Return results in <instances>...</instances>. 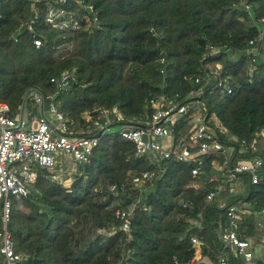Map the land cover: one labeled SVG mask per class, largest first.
I'll list each match as a JSON object with an SVG mask.
<instances>
[{
	"label": "trees",
	"instance_id": "trees-1",
	"mask_svg": "<svg viewBox=\"0 0 264 264\" xmlns=\"http://www.w3.org/2000/svg\"><path fill=\"white\" fill-rule=\"evenodd\" d=\"M87 2L94 5L97 22L82 20L79 30L58 31L44 22V0L36 16L29 0H0V101L14 116L25 91L33 87L53 96L72 129L86 124V114L113 107L131 122L143 123L150 114L146 99L161 90L164 80L170 93L183 95L193 87L191 79L212 44L225 51L214 60L231 75L233 88L229 94L214 90L202 95L209 115L226 130L220 139L227 146L233 144L231 137L253 141L264 128V37L258 39L264 0ZM31 17L34 32L17 31ZM33 34L42 40L39 47ZM64 75L63 88L51 81ZM33 105L29 99L28 117L36 111ZM209 124L219 132L213 121ZM189 128L187 120L177 123L172 143L188 138ZM258 153L264 158V147ZM234 154V160L249 156ZM212 159L221 157H205L201 173L194 176L188 163L167 159L152 165L134 156L130 140L117 132L102 134L90 163L79 167L69 187L51 181L49 170L39 168L30 193L12 199L7 228L14 249L27 256L22 264H185L194 256L191 237L196 236L203 245L201 255L216 264L227 216L218 200H205L207 191L223 180ZM144 171L155 176L141 190L131 178ZM258 173L254 185L240 175L242 192L232 201L264 208V161ZM114 183L124 185L117 196L107 192ZM135 201L126 232L115 211L128 210ZM200 211L201 228H196L192 221ZM255 223L253 214L245 215L239 235L250 236ZM228 264L245 263L229 254Z\"/></svg>",
	"mask_w": 264,
	"mask_h": 264
},
{
	"label": "built area",
	"instance_id": "built-area-1",
	"mask_svg": "<svg viewBox=\"0 0 264 264\" xmlns=\"http://www.w3.org/2000/svg\"><path fill=\"white\" fill-rule=\"evenodd\" d=\"M31 11L36 16L41 0H29ZM44 22L59 31H75L83 26L82 20L97 22L98 13L94 5L87 0H44ZM72 6L81 10L77 13ZM31 17L22 27L33 31ZM261 26L258 39L264 37V17L259 19ZM33 44L39 47L40 37L33 34ZM251 43L253 41H250ZM225 53L219 46L208 44L198 73L191 79L193 87L185 94L170 93L166 90V81L161 90L146 99L145 105L150 109L147 120L136 123L127 119L116 107L111 110H99L94 115L84 116L86 124L78 129H72L67 124L64 115L55 108L51 94H43L36 88H28L22 98L19 112L16 116L11 113L9 105L0 101V200L2 210L0 218L3 228L0 230V253L3 255L2 264H22L26 255L16 252L11 240L7 223L10 218L12 199H20L30 193L32 184L38 177V169L49 170L51 181L69 187L80 166L89 164L94 147L99 138L105 133L117 132L130 140L134 145V156L145 157L152 165H160L161 160H175L192 165L191 174L199 176L205 164V157L219 155L221 160H211L213 168L218 169L222 181L206 193V202L225 199L228 187L238 182L240 175L246 174L251 184L259 182V169L262 158L259 150L264 147V128L255 133L253 141L231 137L232 145H225L219 133L226 130L219 124L215 115H209L208 106L202 99L204 91L216 90L221 94L233 92L231 75L222 63L214 60ZM213 60V61H212ZM252 71V70H251ZM251 73V72H250ZM249 73V74H250ZM67 76L60 80L52 78L59 88H63ZM31 99L39 109V115L25 117L27 101ZM46 100L50 104L46 107ZM187 120L190 124L188 138L182 139L177 145L172 143L173 132L177 123ZM213 121L219 132L214 130L209 122ZM117 127V129L115 128ZM234 150L238 153H248L249 156L235 159ZM155 176L153 171H144L131 178V184L141 190L145 183H151ZM124 188L121 184H111L107 192L117 196ZM238 192V191H237ZM133 202V207L134 204ZM183 207L188 201L180 199ZM242 200L230 201L225 204L227 224L220 232L222 243L217 255V264H228L226 250H233L241 256L245 264H264V237L260 240L259 259L255 256L252 237H241L239 231L245 215L264 214V208L253 210ZM21 207V206H20ZM129 209L117 208L115 213L122 220L120 229L129 230ZM202 211L198 213L201 223ZM261 227L264 223L258 221ZM194 247L201 242L192 236ZM197 251V249H196ZM177 263V260H175ZM194 255L185 264H198Z\"/></svg>",
	"mask_w": 264,
	"mask_h": 264
},
{
	"label": "crops",
	"instance_id": "crops-1",
	"mask_svg": "<svg viewBox=\"0 0 264 264\" xmlns=\"http://www.w3.org/2000/svg\"><path fill=\"white\" fill-rule=\"evenodd\" d=\"M25 23V22H24ZM23 24V23H22ZM17 31H27L25 28H23L22 27V25L18 28V30ZM34 31V30H33ZM59 31V30H58ZM35 105V104H34ZM33 105V106H34ZM45 106H46V102H45ZM34 107H36V111L35 112H33L30 116H32V115H39L40 113H39V109H38V107L35 105ZM47 107V106H46ZM29 116V117H30ZM25 117L27 118L28 116H27V111H25ZM140 122H142L141 120H139ZM239 155H240V153H239ZM236 159H238V158H236ZM213 168V167H212ZM214 170L216 169V168H213ZM219 172V171H218ZM220 174V173H219ZM221 176V175H220ZM145 187L143 186L142 187V189H144ZM238 191V192H237ZM241 192H242V187L239 185V182H234V183H232L229 187H228V190L225 192V199H218V201L220 202V206L221 207H225V204H226V201L227 200H230V201H232L231 200V198H233L236 194H241ZM129 209V208H128ZM255 218H256V223H255V231L250 235V236H248V237H252L251 239H252V241H253V243H254V251H255V256L258 258L259 257V253H260V240L262 239V237H264V226H259L258 224H257V222L258 221H261L262 223H264V214H257L256 216H255ZM192 223H193V225L196 227V228H201V223L198 221V216H197V219H195V220H193L192 221ZM242 223H243V221H242ZM241 226H242V224H241ZM196 237V236H195ZM193 245V244H192ZM202 243L200 242L198 245H197V248L196 247H194V255H196L197 256V258H198V264H214V263H212L210 260H209V258L207 257V256H202L201 255V248H202ZM196 249H197V251H196ZM220 250H221V248H220ZM219 250V251H220ZM219 253V252H218ZM218 253H217V255H218ZM229 254H234V255H237L233 250H230V249H227L226 250V255H227V259H228V257H229ZM258 260H260L259 258H258ZM260 262V264H262L261 263V260L259 261ZM217 264V263H216Z\"/></svg>",
	"mask_w": 264,
	"mask_h": 264
},
{
	"label": "water",
	"instance_id": "water-1",
	"mask_svg": "<svg viewBox=\"0 0 264 264\" xmlns=\"http://www.w3.org/2000/svg\"><path fill=\"white\" fill-rule=\"evenodd\" d=\"M132 209H133V204H130L129 211H131Z\"/></svg>",
	"mask_w": 264,
	"mask_h": 264
},
{
	"label": "rangeland",
	"instance_id": "rangeland-1",
	"mask_svg": "<svg viewBox=\"0 0 264 264\" xmlns=\"http://www.w3.org/2000/svg\"><path fill=\"white\" fill-rule=\"evenodd\" d=\"M117 129V127H115Z\"/></svg>",
	"mask_w": 264,
	"mask_h": 264
}]
</instances>
